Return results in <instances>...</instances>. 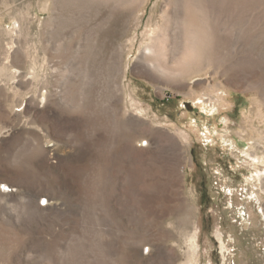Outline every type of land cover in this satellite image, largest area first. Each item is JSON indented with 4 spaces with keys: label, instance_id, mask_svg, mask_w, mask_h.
Instances as JSON below:
<instances>
[{
    "label": "rangeland",
    "instance_id": "obj_1",
    "mask_svg": "<svg viewBox=\"0 0 264 264\" xmlns=\"http://www.w3.org/2000/svg\"><path fill=\"white\" fill-rule=\"evenodd\" d=\"M0 264H264V0H0Z\"/></svg>",
    "mask_w": 264,
    "mask_h": 264
},
{
    "label": "bare ground",
    "instance_id": "obj_2",
    "mask_svg": "<svg viewBox=\"0 0 264 264\" xmlns=\"http://www.w3.org/2000/svg\"><path fill=\"white\" fill-rule=\"evenodd\" d=\"M158 38V37H157ZM159 39V38H158ZM193 50V49H192ZM187 58V57H186ZM153 61V60H152ZM156 65H157V63H156ZM159 67V66H158ZM166 69V68H165ZM201 102V101H200ZM202 102L203 103H207V101H206V98H204V97H202ZM250 156L252 155V153H248ZM258 157V156H257ZM260 160V159H259ZM263 161V160H262ZM255 181H257V182H263V174H261V172L260 171H257V173H256V176H255ZM261 184V183H260ZM195 247H197V242H195V245H194ZM196 249L197 248H194V251L196 252ZM192 262H193V260H192Z\"/></svg>",
    "mask_w": 264,
    "mask_h": 264
}]
</instances>
